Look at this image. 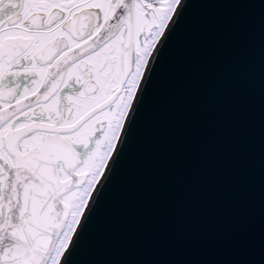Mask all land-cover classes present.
<instances>
[{
    "label": "water",
    "instance_id": "water-1",
    "mask_svg": "<svg viewBox=\"0 0 264 264\" xmlns=\"http://www.w3.org/2000/svg\"><path fill=\"white\" fill-rule=\"evenodd\" d=\"M72 264H264V0H187Z\"/></svg>",
    "mask_w": 264,
    "mask_h": 264
},
{
    "label": "snow or ice",
    "instance_id": "snow-or-ice-1",
    "mask_svg": "<svg viewBox=\"0 0 264 264\" xmlns=\"http://www.w3.org/2000/svg\"><path fill=\"white\" fill-rule=\"evenodd\" d=\"M187 0H0V264H72Z\"/></svg>",
    "mask_w": 264,
    "mask_h": 264
}]
</instances>
